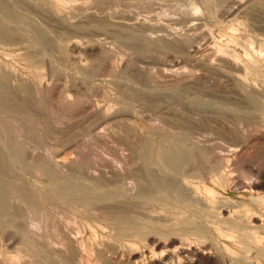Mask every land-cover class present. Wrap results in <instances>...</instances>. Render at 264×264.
<instances>
[{"label":"rangeland","instance_id":"374dc122","mask_svg":"<svg viewBox=\"0 0 264 264\" xmlns=\"http://www.w3.org/2000/svg\"><path fill=\"white\" fill-rule=\"evenodd\" d=\"M193 2L197 3L195 12L190 9ZM0 30V66L3 67L0 69L9 74L12 82H8V87L18 90L23 85L31 86L32 92H36L34 95L39 94L38 92L43 94L42 104L39 103L40 109L38 110V114L41 115L36 114L32 109L23 108L22 117L18 119L19 122L12 119L8 121L9 125L12 124L14 128H18L14 136L18 134V139L23 140L22 143L26 141L23 144L28 148V153L46 154L51 151L60 153L62 159L72 164L71 167L65 169V174L67 173L68 176L78 175V178L70 176L73 180L81 181L79 179L84 178L85 182H91L90 178H92L93 183L97 184V188L114 187L110 189H115L116 187L119 191L128 193L129 196L133 194L130 197L139 202H136L138 207L135 205V209L128 211L131 214L127 211L124 214L132 215L128 217L133 219L135 215L139 216L134 219V225L136 224L134 228L137 229L133 228L132 234L126 231L127 233L125 232L122 238L129 234H138L139 240L135 238L136 236H131L138 240V245L132 248L146 253L140 258L138 264H153V261L159 262L160 260L162 263L159 264L177 263L178 258L176 257L172 258L173 261L171 259L172 262L170 260L162 261L163 256L161 255H165L179 246H169L170 239L168 240V238L172 236L167 233L178 230V225L175 223L179 217L184 218L191 212H189L190 214L187 212L180 214L167 210V205L155 199L158 197L156 194L152 195L154 198L151 196L152 199H149L151 201H141L143 199L140 196L144 198L148 196L138 195L134 189V179L143 174L145 166L141 161L132 157L130 149L127 148L129 143L125 142L126 133L123 131L120 134L119 120H129L130 126H134H132L134 130H130L134 133L132 134L134 135L133 141L131 140L135 143L134 146L144 144V140H147L149 144L153 145L171 143V145H175L174 147H178L183 140L181 137H184V141L195 143L202 146L203 149L207 148L206 150H211V152L224 157L229 166L226 171L232 170V168L235 170L236 185L232 184L230 187L225 182H221L219 184L221 187L218 185L216 189L219 197L226 200L225 205L228 204L227 206L230 208L242 202L250 203L251 194L246 192L245 186L252 185L254 182H264V0H68L64 2L61 0H0ZM232 53L239 54L240 60L233 58ZM245 63H249L248 66L251 65L252 68L251 66L247 67ZM210 64L211 66H209ZM85 78H87L86 83L82 82ZM80 86L81 88H79ZM44 87L57 91L52 99L55 109L48 110L46 113L45 107L49 98ZM99 87L101 92L97 90ZM125 87L135 90V93L138 91L143 100L132 101L133 93L126 96L121 91ZM70 91L72 93L80 92L79 94L86 98L84 106L70 108L71 110L61 107L63 95ZM83 93L87 95L85 96ZM146 94L147 96H145ZM21 96L20 98H23V95ZM112 99H116L119 105L114 100L111 102ZM43 102L45 103L43 104ZM123 103H127L130 107L129 110L135 114L129 115V113L121 111L120 107L124 105ZM104 105L109 107L110 120L103 118L106 115L101 114L102 108H105ZM24 111L26 114L30 112L26 116ZM31 113L36 114V117H32L34 114ZM23 114L25 115L23 116ZM30 117L32 118L30 119ZM101 120L102 122H100ZM117 120L118 122H116ZM130 131L129 138L132 137ZM137 131L138 133H136ZM180 133L182 136L178 135ZM185 134L187 138L189 137L188 140ZM169 136L172 139H169ZM121 137H124V140ZM140 137L144 140H140ZM177 139H180V142ZM137 141L142 142L138 143ZM154 171L155 178L159 179L163 176L160 170ZM135 175L137 176L135 177ZM27 177L32 183H37L40 189L46 187L45 181L38 182L37 178L31 175ZM88 178L89 180H87ZM197 180L195 179V181ZM106 185L109 187L107 188ZM239 186L241 188H238ZM263 188L258 191L259 193L255 192L254 196L264 194ZM263 194L261 196H264ZM60 201L62 200L54 202V205L58 203V209L61 206L59 210L56 209L57 205L53 207V203H46L44 206H40L42 209L38 208L40 209L37 211L39 215L33 214L32 219H36L35 221L38 223L41 221L48 227L51 225L48 229L51 228L50 231L55 234L62 231L60 226L64 228L63 230L73 228L74 232L79 234L82 239L84 238L87 243L94 237L99 240L102 238L113 240L109 235V229L107 232V230L98 228L99 233H97L95 227L91 228L89 225L98 218L99 221H102L104 219L102 213L109 215L115 210L117 211L115 205L104 203V206L101 203L102 205L98 208L104 207L102 210L106 212L100 211L102 217L98 216L100 214L97 212L98 208H95L97 210L95 213L91 206H88L90 209L83 206L82 209L88 208L83 210L85 213L83 214L87 218L86 221L79 216H74L76 211L72 206H76L77 202L68 201L69 203H66L64 199L63 202ZM139 204L144 205L143 208L139 207ZM65 206L67 209L64 208ZM145 206H149L148 209ZM262 206H259L260 213L264 210ZM55 209L59 214H56ZM86 209L92 211L86 212ZM214 209H217V212ZM214 209L209 211L208 215L210 216H208L206 224L211 226L212 232L214 231L213 233L218 236L217 228L219 226L217 227L214 223L221 216L218 213L219 208ZM65 210H68L67 214H65ZM213 210L215 214L212 213ZM65 215L71 219L68 220ZM167 217L171 219L166 220ZM55 220L61 223L58 224ZM141 222L144 223V230H147L148 227L146 235L144 234L146 230L143 232V227H140L142 226ZM137 224H140L138 226L143 233H140ZM165 224L177 227L172 230L171 226L169 228L166 226L165 230L168 232L164 231L167 232L165 234L162 232ZM212 225L217 227L216 231ZM224 225L222 224V227ZM180 232L182 233V231ZM89 236L90 239H87ZM161 236L164 238L161 239ZM192 236L183 237V245L195 246L203 250L208 241L199 238L196 240L197 237ZM218 237L222 246L230 243L229 239H225L226 237L224 239L220 235ZM11 242L4 241V245ZM124 242L121 245L125 246L127 241ZM156 242L159 248L155 244ZM236 247L237 244H234V248ZM12 248L10 249L12 250ZM211 250L213 252L220 251L216 244L211 245ZM228 255L226 253L225 259L231 262L232 257ZM204 262L195 261V264H210Z\"/></svg>","mask_w":264,"mask_h":264},{"label":"bare ground","instance_id":"6f19581e","mask_svg":"<svg viewBox=\"0 0 264 264\" xmlns=\"http://www.w3.org/2000/svg\"><path fill=\"white\" fill-rule=\"evenodd\" d=\"M61 1L64 2V1H68V0H61ZM99 1H102V0H99ZM191 4L192 5H191L190 9L193 12H195L194 10L197 9V3L194 4V2H193ZM248 11H249V9H248ZM14 12H15V10H14ZM101 26H103V25H101ZM33 29H35V28H33ZM105 31H107V30H105ZM6 35H8V34L6 33ZM250 41L252 42V40H250ZM170 42H171V40H170ZM159 45H160V43H159ZM243 45H244V43H243ZM250 45H251V43H250ZM36 49H38V48H36ZM218 54H219V52H218ZM238 55H237V53H232L233 58H235L236 60L238 58ZM256 58H258V57H256ZM61 59H63V58H61ZM248 64H246L247 67H250L251 65L248 66ZM209 66H211V64ZM1 68H3V67H1ZM84 68H86V67H84ZM251 68H252V66H251ZM10 74L12 75V72ZM86 79L87 78H85V80H83L82 82L86 83L87 82ZM9 81H10L9 74L0 69V112H1L0 116H2L0 118V264H138L140 258L146 253L136 251L132 248V247L138 245V240H139L138 234H134V235H131V234H132V232H134L133 228L136 227V224L134 225V219H136L139 216L135 215V217L137 216L135 218L133 215L134 219L130 218L128 216H132V215H129L131 213H129L128 211L131 209H135L136 208L135 205L139 202L132 199L133 197H130L133 194H131L129 196L128 193L122 192L121 190L119 191V189H116V187H115V189H110V188H114V187L108 188L109 186L107 187V185H106V187L108 189L97 188L98 186H97V184L95 185L93 183L92 178H90L91 182H89V181L85 182L84 178L82 177L83 179H79V180H81V181L84 180V182H81L78 180L77 181L73 180L72 177H74L75 175H73V176L69 175L68 176V174L66 173L68 176V178H67L66 174H65V169L71 167L72 164L70 162H69L70 163L69 164V163H67V161L62 159V157H60L61 156L60 153H55L53 151L46 152V154L45 153L36 154V153H31V152L28 153V148L26 147V145L23 144L26 141H24L22 143L23 140L20 141L19 140L20 138L18 139V136H17L18 134L16 136H14L17 133L16 129H18V128H16V127L14 128V125H12V124H11L12 126L9 125L10 122L8 123V121L9 120L11 121V119L15 120V121L18 119H21L23 108H29V110L32 109L33 112L38 114V110L40 109L39 103H41V101L43 100L42 99L43 94L41 92H38L39 94L34 95L36 92L35 93H33L34 91L32 92V88L30 89L31 86L29 87V86L23 85L20 88H18L16 86V88H18V90L12 89V88L8 87ZM10 82H12V81H10ZM79 83H81V82H79ZM34 84H36V83H34ZM168 84H170V83H168ZM35 86H37V85H35ZM97 86H99V85H97ZM52 87L54 88L53 85H52ZM36 88H35V90H36ZM53 88H49V87L45 88L44 87V90L46 89L48 92V96L46 94L45 95L49 98L48 101L46 100L47 99L46 97H45L46 99L44 98L48 102L46 107H45V113L48 110L52 111V109L54 108L53 106H55V105H53L54 103H53L52 99L57 94L56 93L57 91H55ZM79 88H81V86ZM97 90L99 92L101 90L100 87ZM121 91L123 93H125L126 96L128 94L133 93L134 98L132 101H138V100L142 101L143 100V97L140 96L141 94L139 95L138 91H136V93H135V90L129 89L126 87L124 89H122ZM79 93L80 92H73L72 93L71 91L65 92V95H63V100L61 102V107H64L65 109H67V108L73 109V108H77V107L79 108L82 105L84 106L86 98L82 97ZM119 94L121 95V93H119ZM21 95H23V98H20V97H22ZM88 96H90V95H88ZM145 96H147V94ZM128 97H127V99H128ZM87 100H88V97H87ZM113 100L114 99H112L111 102ZM115 100H114V102H117V100L116 101ZM129 101L131 102V100H129ZM44 103L45 102H43V104ZM153 103H154V101H153ZM117 104L119 105L118 102H117ZM132 104H133V102H132ZM136 105H138V104H136ZM157 106H158V102H157ZM110 107H112V106H110ZM140 107H141V104H140ZM120 109L124 113H129V115H133L131 113H134L131 110H129L130 107L127 105V103L122 105L120 107ZM152 109H153V107H152ZM102 110H101L102 112L100 111L101 114L103 113V115L104 114L106 115L103 118H106V119L108 118L110 120L111 115H109V113H108L109 107L105 106V108L103 107ZM25 111H28V110L26 109ZM25 111H24V113H25ZM29 112H27V114ZM80 112H81V110H80ZM118 112H116V113H118ZM40 113H42V112H40ZM110 113H111V111H110ZM159 113H160V111H159ZM25 114H23V116ZM27 114H26V116H27ZM31 114L33 115L34 113H31ZM36 114H34L32 117H36L35 116ZM38 115H41V114H38ZM113 115H115V114H113ZM32 117H30V119ZM154 117H156V116H154ZM23 119H24V117H23ZM28 119H29V116H28ZM38 119H41V118H38ZM258 119H260V118H258ZM102 120L100 122H102ZM118 120L116 122H118ZM38 121L40 122V120H38ZM52 121H53V119H52ZM18 122H19V120H18ZM252 122L254 123V121H252ZM98 123H99V121H98ZM118 123H119L118 125L121 124L119 126L120 127L119 129L121 130L120 134L123 131L126 133L125 142L127 141L129 144H127V143H125V144L128 145L127 148L130 149V151L132 153V157H134L137 161H141V163H143V165L145 166L144 167L145 170L142 171L143 174L142 175L140 174L141 176L139 175L137 178L134 179V189L137 191L138 195L139 196L140 195L148 196L147 198L140 196V198L143 199L141 201H144V202L148 201L152 195L156 194V196L158 195V197H155V199H157L158 201H161L162 203L167 205V208H168L167 210H170L173 212L175 211V212L180 213V214L181 213L186 214L185 212L190 214L189 212H191L190 215H187L184 218H182L181 216L179 217L178 221L175 223L176 225H178V227L175 225H173L175 227H173L171 225H170L171 227L169 225L167 226V224L163 225L164 230L162 228V232L167 231V230H165L166 226L168 228L170 227L172 230H174L176 227L178 228V230H174L172 232L167 231L168 233L167 232H164V233L165 234L167 233V235L172 236L171 238H168V240L170 239L169 240L170 241L169 242L170 247H172V246L176 247V245H179L176 247L175 250H173L174 249L173 248L172 249L173 251H169V253H167V254L163 253L165 255H161V256H163L162 257L163 262L168 261V260L171 261V259L173 257H176V258H178L177 263H173L172 262L173 259L171 261L172 263L170 261L169 262L171 264H195V261H199V262L205 261V262H208L210 264H264V210L261 213L259 210L260 205H263L262 207H264V196H261L263 193L262 194L260 193L261 195H258L257 197L254 196L255 192L260 191L264 187V184H263L264 182H262V183L261 182H259V183L254 182V184L250 183L252 185L245 186L244 188H246L245 189L246 192L251 194V196H250L251 198L249 199L250 203L242 202V203H239V204L230 208L229 206H227L228 204L225 205L226 200H223L219 197L218 191L216 189L217 186L221 182L222 183L225 182V184H228L230 187H232V184L236 185L235 181H234V178H235L234 177L235 176L234 171L235 170L232 168V170L226 171V168H228L229 166L227 165V160L224 157L218 155V153L216 154V153L211 152V150L210 151L206 150L207 148L203 149L202 146H198L195 143H191L189 141L188 142L184 141L185 138L181 137L182 133L178 134V135H181L180 136L181 138H183V140L181 139L182 140L181 145L178 146L179 148L174 147L175 145H173V144L171 145V143L168 145L166 143L163 144V142H162L163 145L149 144L147 142V140L141 139L142 136L140 137V140H144V142H143L144 144L141 143V145H140L138 143L142 142V141H137L138 145L134 146L135 143L131 142V140L134 137V135H132V134H134V133H132L133 131H130V130H134L133 129L134 126L132 124L131 125L133 127L130 126L129 120H126V119L125 120L121 119V121L119 120ZM162 123H165V122L162 121ZM257 125H259V124H257ZM131 127H132V129H131ZM129 131L131 132V135H132V137L130 136L131 138H129ZM155 132H156V130H155ZM136 133H138V131ZM173 136H175V135H173ZM135 137H137V136H135ZM144 137H142V138H144ZM185 137L188 140L189 137L187 138L186 134H185ZM123 138L124 137H121V139H123ZM173 138H176V137H173ZM169 139H172V138L170 137ZM163 140H164V138H163ZM149 141H150V139H149ZM178 141L180 142V139ZM121 144H122V142H121ZM205 146H207V145H205ZM34 152H36V151H34ZM68 164H69V166H68ZM143 165L141 164L142 167H143ZM77 167H79V166H77ZM80 169H82V168H80ZM140 169H141V167H140ZM154 170H156V171L160 170L163 173V176L161 178L159 177V179L156 177L157 178L156 179L153 175V173L155 172ZM160 171H159V173H160ZM28 175L36 177L37 179L36 178L35 179L38 180V182H40L41 180L45 181L46 187L40 189L39 188L40 186H38L37 183H32L29 180V178L27 177ZM129 175H131V174H129ZM70 176H72V177H70ZM131 176L133 177V175H131ZM136 176L137 175H135V177ZM261 176H263V175H261ZM75 177L78 178V175ZM195 179L196 180L199 179V180L195 181ZM87 180H89V178ZM94 182L96 183V179L94 180ZM103 185H104V182H103ZM240 186H242V185H240ZM240 186L238 188H241ZM234 189H237V188H234ZM139 196H137V197H139ZM63 199L66 203L68 201H71L73 203L77 202L76 206H72V208H74V210L76 211L74 216H77V217L79 216L80 218L85 219V220L87 218L85 217V215H84L85 213L83 212V210H85V208H87L88 206H91L92 207L91 209L95 210V208H98V206H101L102 204L104 205V203H111L110 205H115L117 208V211L115 210V212L113 211L114 213H111L109 215H108V213L103 211L104 210L103 206H102L103 210L101 208H98L97 209L98 211L95 210V213H96V211L98 213L101 211V212L106 213L107 215H104L102 213V215H103V217H102L101 212H100V214L98 216L101 215V217L104 219L102 221H99V218H98V220L95 219V220H93V224L90 223V225H89L91 228L95 227V229H96L95 231L99 230L98 228H101L102 230H107V232L110 230L109 235H111V237L113 238L114 241L113 240L111 241L110 239L104 240L103 238H102V240H99V238L94 237L93 240L92 239L88 240L89 242L87 243L84 238L82 239V237H80L79 234L74 232L73 228L69 229V230H66L67 228H65V230H63L64 228L63 227L61 228V226H60L59 228H60V230L62 229V231L61 232L59 231V233L56 232L57 234H55V233H52V231H50L51 228L48 229L49 227H51V225L48 227L47 224L43 225V222H41V221L39 222L41 224V227L38 231L31 229L29 227V225L34 220V219H32V217H34L33 214L37 213L39 215V212H37V211L40 210V209H38L40 206L42 207L46 203H49V204L53 203L52 205H53V207H55L58 204L57 203L56 205H54L57 202V200H62L60 202H63ZM155 199H153V200H155ZM149 201H151V200H149ZM152 203H154V202H152ZM59 204H61V203H59ZM200 204H201V206H200ZM169 205H171V206H169ZM58 206L59 205H57L56 209H58ZM83 206H87V207L82 209ZM141 206L142 205H140L139 207H141ZM143 206H142V208H143ZM149 206H151V205L149 204ZM68 207H70V206H68ZM111 207H113V206H111ZM145 207L148 209L147 206H145ZM217 207L219 208L218 213L221 217L217 218L215 220L216 222L214 224H216L217 227L219 226L218 228L217 227L216 228L219 231L220 237L222 236L223 239H224V237H226L225 239H227V240L229 239L230 243L225 245V246L221 245V242H220L221 240L219 241L220 238L218 237L219 235L216 236L213 233L214 231L212 232L211 226L206 224V222L208 221L207 218H208V216H210V215H208L209 211L214 209V208H217ZM60 208H61V206L59 207V209ZM64 208H66V206ZM88 208L90 209V207H88ZM56 209H55V212H56ZM87 209H86V212L92 211V210L89 211ZM178 209H181V210H178ZM62 210H63V207H62ZM110 210H112V209H110ZM214 210H216V212H217V209H214ZM214 210H213V212L212 211L211 212L214 213ZM65 211H66V213L65 212H63V213L67 214L68 210H65ZM106 211H108V210H106ZM126 211L129 213L128 216L126 213H125L126 215L124 214V212H126ZM57 212H56V214H59V212L58 213ZM76 213H77V215H76ZM95 213H92V214H95ZM41 215H42V213H41ZM66 216L67 215H65V217ZM49 217H51V216L49 215ZM92 217H95V216H92ZM67 218H68V220L71 219V217H69V216H67ZM140 218H141V216H140ZM53 219H55V218H53ZM165 219L167 220V219H171V218L167 217ZM138 220H137V222L140 223V221H138ZM61 222H63V221L61 220ZM61 222H57V223L59 224ZM143 224L144 223L141 222L142 226H140V227L141 228L143 227L142 231L144 232L146 229L144 230ZM222 224L223 225L226 224V225H224L226 228L224 226L222 227ZM138 225H140V224H137V226ZM55 226H57V225H55ZM151 226H153V225H151ZM159 226H162V225H159ZM212 226H214V225H212ZM140 227L138 226L139 231L141 230ZM216 228L214 226L215 231H216ZM134 229H137V228H134ZM147 230H148V227H147ZM147 230L144 232V234L147 232ZM126 231L127 232L132 231L131 234L128 233L129 235H126L127 237L128 236H130V237H128V238L123 237L122 238V236L125 235ZM142 231H140V233ZM151 231H153V230H151ZM180 231H182V233ZM148 232H150V231H148ZM97 233H99V231H97ZM94 234H96V233H94ZM157 234H158V232H157ZM157 234H155V235L157 236ZM159 234L161 235V232ZM148 235H149V233H148ZM148 235H147V238L149 237ZM192 235H194V237L195 236L197 237L196 240L199 238V239H202V240L205 239L206 241H208L206 247L203 250L198 249L195 246L193 247V246H184L183 245V243H182L183 237H185V236L193 237ZM91 236H93V235H91ZM131 236L132 237L136 236L135 238H137V236H138V238H137L138 240L135 238H132ZM140 236H142V235L140 234ZM108 237H110V236H108ZM162 238H164V237L161 236V239ZM87 239H90V236ZM141 239H144V238H141ZM4 241H9V242L12 241V242L7 244V245H4ZM124 241H127L125 246H124V244L121 245V243H123ZM159 241L160 240H158V242ZM160 243H161V241H160ZM155 244L157 245L158 243L156 242ZM214 244H216L217 247L219 248V250H220L219 252H216V251L213 252L211 250V245H214ZM224 244H225V242H224ZM234 244H237L236 248H234ZM161 245H162V243H161ZM160 247H162V246H160ZM10 248H12V250ZM155 248H156V246H155ZM158 248H159V246H158ZM167 248H169V247H167ZM226 253H227V255L229 254L232 257L231 262H228V260L225 259L227 257ZM147 254H149V253H147ZM159 263H162L161 260L159 262L153 261V264H159Z\"/></svg>","mask_w":264,"mask_h":264},{"label":"clouds","instance_id":"9594fccd","mask_svg":"<svg viewBox=\"0 0 264 264\" xmlns=\"http://www.w3.org/2000/svg\"><path fill=\"white\" fill-rule=\"evenodd\" d=\"M29 227L31 228V229H34V230H39L40 229V227H41V224L40 223H38V222H32L30 225H29Z\"/></svg>","mask_w":264,"mask_h":264}]
</instances>
